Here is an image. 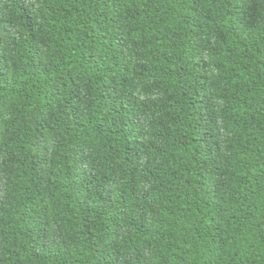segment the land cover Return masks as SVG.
Listing matches in <instances>:
<instances>
[{"label":"trees","instance_id":"obj_1","mask_svg":"<svg viewBox=\"0 0 264 264\" xmlns=\"http://www.w3.org/2000/svg\"><path fill=\"white\" fill-rule=\"evenodd\" d=\"M0 264H264V0H0Z\"/></svg>","mask_w":264,"mask_h":264}]
</instances>
